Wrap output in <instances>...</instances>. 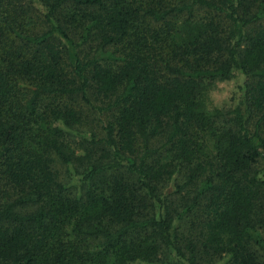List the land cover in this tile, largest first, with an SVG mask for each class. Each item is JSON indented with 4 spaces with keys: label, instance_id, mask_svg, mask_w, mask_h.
I'll return each instance as SVG.
<instances>
[{
    "label": "trees",
    "instance_id": "trees-1",
    "mask_svg": "<svg viewBox=\"0 0 264 264\" xmlns=\"http://www.w3.org/2000/svg\"><path fill=\"white\" fill-rule=\"evenodd\" d=\"M0 264H264V0H0Z\"/></svg>",
    "mask_w": 264,
    "mask_h": 264
},
{
    "label": "rangeland",
    "instance_id": "rangeland-1",
    "mask_svg": "<svg viewBox=\"0 0 264 264\" xmlns=\"http://www.w3.org/2000/svg\"><path fill=\"white\" fill-rule=\"evenodd\" d=\"M246 81L243 74H238L230 80H218L212 83L205 84L203 89L202 101L206 109H222L229 110L236 104L242 93V87ZM62 168V178L65 183L73 190H77L80 186L79 175L76 171L67 165H60ZM180 181V178L175 177L167 182L164 192L169 194L175 191V184Z\"/></svg>",
    "mask_w": 264,
    "mask_h": 264
}]
</instances>
